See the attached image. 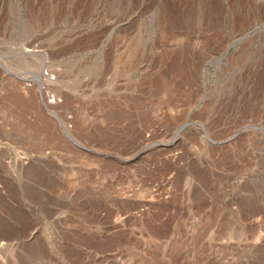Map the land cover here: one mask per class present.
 <instances>
[{
	"label": "rangeland",
	"instance_id": "obj_1",
	"mask_svg": "<svg viewBox=\"0 0 264 264\" xmlns=\"http://www.w3.org/2000/svg\"><path fill=\"white\" fill-rule=\"evenodd\" d=\"M183 1L0 0V264H264V16Z\"/></svg>",
	"mask_w": 264,
	"mask_h": 264
},
{
	"label": "bare ground",
	"instance_id": "obj_2",
	"mask_svg": "<svg viewBox=\"0 0 264 264\" xmlns=\"http://www.w3.org/2000/svg\"><path fill=\"white\" fill-rule=\"evenodd\" d=\"M181 1H183V0H181ZM184 1L186 4H188L192 0H184ZM193 1L197 4H200L202 7L205 5V7L207 8L208 3L211 0H193ZM212 2L216 4V8H215L216 10L215 11L212 10V11L216 12L217 15H219L220 20L224 17L229 19L231 26H234L236 24L237 25L243 24L245 19H251V18H248L249 15H252L253 19L255 21H259V16L261 14H263V16H264V10H262L264 8L261 9V7H263L261 5V0H217V2L216 1L214 2V0H213ZM207 11H209V10L207 9ZM211 12L209 11L210 15H211ZM209 13H207V14H209ZM213 16L215 17V15H212V17ZM208 17H209V15H208ZM239 26L241 27V33L244 36L249 35V33L251 31H249L248 28H244L241 25H239ZM253 30H254V28H253ZM21 48L24 51H27L29 53L33 52V49L28 48L26 46H21ZM1 244H2V242H1Z\"/></svg>",
	"mask_w": 264,
	"mask_h": 264
},
{
	"label": "water",
	"instance_id": "obj_3",
	"mask_svg": "<svg viewBox=\"0 0 264 264\" xmlns=\"http://www.w3.org/2000/svg\"><path fill=\"white\" fill-rule=\"evenodd\" d=\"M191 122H189V121H187V122H185L184 124H181L177 129H176V131H175V133H174V135L173 136H176L185 126H187L188 124H190ZM200 124V123H199ZM203 131H204V128H203ZM205 137L208 139V140H210L211 141V139L207 136V134L205 133ZM173 138V137H172ZM159 143L158 142H154V143H152V145H158ZM162 145H167L168 144V142L167 143H161Z\"/></svg>",
	"mask_w": 264,
	"mask_h": 264
}]
</instances>
